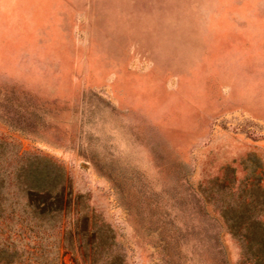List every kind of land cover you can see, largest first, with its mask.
Returning <instances> with one entry per match:
<instances>
[{"label":"rangeland","instance_id":"rangeland-1","mask_svg":"<svg viewBox=\"0 0 264 264\" xmlns=\"http://www.w3.org/2000/svg\"><path fill=\"white\" fill-rule=\"evenodd\" d=\"M221 181L264 189V0H0V264H89L75 211L96 264H250Z\"/></svg>","mask_w":264,"mask_h":264},{"label":"trees","instance_id":"trees-1","mask_svg":"<svg viewBox=\"0 0 264 264\" xmlns=\"http://www.w3.org/2000/svg\"><path fill=\"white\" fill-rule=\"evenodd\" d=\"M12 178L16 180V186L23 193L25 205L31 210L33 216L50 215L52 217L69 206V190L63 193L64 187L68 186L67 182L64 186L60 179L55 178L52 185L46 186V182H44L48 178L46 174H34L22 171V169H19L14 175L12 174ZM218 188L225 189V193L221 197L219 211L226 228L238 238L241 251L250 264H264V189L256 185V182H251L243 190L238 189V186L233 189L231 185L224 184L222 181L218 184ZM238 191H241L242 199L231 200L233 193ZM78 197L79 195H75L73 199H78ZM86 222L87 216L75 211L71 234L77 247L82 242L84 246L89 244V264H96L97 259L91 251H101L100 235H97L96 240L97 229L87 231ZM13 252L14 250H11L5 255L0 253V259L6 256V260H9L13 256ZM103 254L106 258L100 264H120L117 255L108 251H104Z\"/></svg>","mask_w":264,"mask_h":264}]
</instances>
